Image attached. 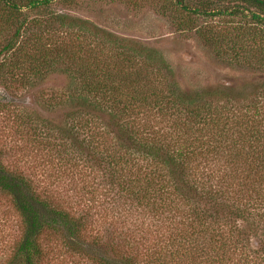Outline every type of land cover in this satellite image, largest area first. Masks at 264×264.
<instances>
[{
	"label": "trees",
	"instance_id": "obj_1",
	"mask_svg": "<svg viewBox=\"0 0 264 264\" xmlns=\"http://www.w3.org/2000/svg\"><path fill=\"white\" fill-rule=\"evenodd\" d=\"M157 1L208 41L199 16L257 25L247 48L215 44L253 73L185 89L157 49L54 0H0V79L65 77L44 99L58 116L26 117L34 138L57 140L60 166L89 196L72 205L0 163V191L21 224L0 264H54L52 240L88 264H264V0ZM91 207H102L103 233L92 232Z\"/></svg>",
	"mask_w": 264,
	"mask_h": 264
},
{
	"label": "rangeland",
	"instance_id": "obj_2",
	"mask_svg": "<svg viewBox=\"0 0 264 264\" xmlns=\"http://www.w3.org/2000/svg\"><path fill=\"white\" fill-rule=\"evenodd\" d=\"M56 10L65 11L73 17L88 19L119 37L130 38L162 53L173 70L174 78L182 88H197L226 83L235 78L247 77L252 70L231 64L226 56H218L216 47L224 53H233L252 45V25L240 16H199L194 27H199L205 36L199 37L194 28L181 29L176 17L163 10L157 0H54ZM257 75H264L258 73ZM20 78V76H18ZM9 79L3 84L0 79V163L10 172L29 178L42 191H48L67 203L83 204L89 196L79 190L78 176H72L60 166L56 152V139L43 143L33 137V130L26 113L38 112L50 118L58 116L59 108H44V99L64 86L66 79L61 74L39 79L33 86L19 85L22 79ZM38 133V131L36 132ZM68 171V172H67ZM101 196L95 197V206ZM73 210L86 207H68ZM102 207H91L92 232H104L108 226L102 217ZM20 220L10 197L0 191V259L8 254L12 240L20 233ZM49 257L54 264H88L85 259L67 251L59 241L47 242Z\"/></svg>",
	"mask_w": 264,
	"mask_h": 264
}]
</instances>
